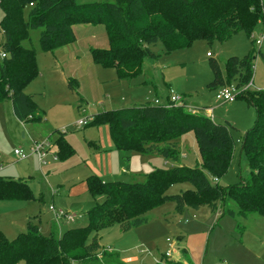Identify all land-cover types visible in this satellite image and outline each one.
<instances>
[{"label":"trees","instance_id":"trees-1","mask_svg":"<svg viewBox=\"0 0 264 264\" xmlns=\"http://www.w3.org/2000/svg\"><path fill=\"white\" fill-rule=\"evenodd\" d=\"M0 8V102L10 100L15 117L25 124L41 122L44 117L34 96L24 91L38 76L36 52L23 46L32 30L41 31L42 51L54 54L76 42L75 26H103L109 47L92 48L90 56L96 65L113 69L120 81H130L143 74L145 59L160 58L153 51L159 43L167 54L198 40L223 43L241 31L250 36L255 25L264 20V0H111L86 4L78 0H0ZM253 60L252 55L229 58L225 77L219 63L212 60L214 80L209 87L244 88L252 82ZM68 86L73 91L79 84L69 79ZM237 99L246 100L256 111L254 126L242 139L241 154L250 170L246 181L227 188L218 185L235 147L229 126L200 111H188L184 101L176 106L168 100L173 105L170 108L145 103L94 114L86 127L107 126L118 151L157 155L172 163L180 159L179 139L193 132L201 164L157 168L141 183L103 182L91 175L85 180L88 193L93 199H104L88 211L86 226L46 237L36 223L38 215L33 216L26 230L11 240L0 231V264H100L101 259L111 257L124 264L118 254L102 248L100 233L114 226L123 233L138 229L148 223V213L168 202L175 205L178 215L187 209L208 207L213 213L222 209L223 215L234 217L235 211L229 208L233 202L240 217L257 214L264 219V90L246 89ZM55 145L60 158L72 156L64 133H59ZM184 183L192 189L168 194L172 186ZM33 198L26 181L0 176V201ZM170 258L163 255L161 263L182 264Z\"/></svg>","mask_w":264,"mask_h":264},{"label":"rangeland","instance_id":"rangeland-1","mask_svg":"<svg viewBox=\"0 0 264 264\" xmlns=\"http://www.w3.org/2000/svg\"><path fill=\"white\" fill-rule=\"evenodd\" d=\"M107 1L111 0H78L80 4ZM2 17L0 8V20ZM96 27L104 29L103 26ZM95 31L99 34L96 38L85 36L80 43L96 42L98 49H107L108 41L103 43L101 40L104 32ZM263 32L264 20H261L250 36L241 31L223 43L198 40L169 54L159 43L153 48L161 55L158 60L145 59L142 75L120 81L113 69L102 68L85 58L76 60L71 53L53 56L43 52L39 43L41 31L32 30L30 39L23 42V46L35 50L38 76L24 91L34 96L44 117L41 122L21 123L9 100L0 102V176L7 173L22 178L24 173L27 174L23 178L28 180L34 198L24 203L30 206L31 214L38 215L36 223L41 235H61L88 224V211L104 199H93L88 191H80L88 176L100 175L106 180L104 182L141 183L147 173L157 168H194L201 164L193 132L179 139L180 159L178 163H172L157 155L118 151L105 125L78 129L76 123L90 119L93 112L152 104L155 98L163 105L171 97H179L191 107V112L212 110V120L227 124L235 143L230 166L218 180V185L227 188L246 181L250 170L245 155L241 154V146L243 135L254 126L256 111L244 99L227 104L216 101L217 89L209 87L214 80L210 62L217 61L225 77V63L229 58L252 55L254 74L248 89L263 91L264 41L261 47L255 44V39ZM69 79L78 82L77 90H70ZM245 88L237 89L234 94ZM60 132L64 133L73 151L67 159L59 157L55 145ZM46 139L50 140V149L42 162L36 155L23 161L14 155L15 147L31 154L33 144ZM35 158L38 162L32 164L31 160ZM104 173L113 174L105 176ZM189 189L192 187L188 183L177 184L168 194ZM50 206L55 212L49 211ZM229 208L235 211L234 217L223 215L222 209L213 213L208 207L187 209L183 215H178L175 205L168 202L148 213V223L138 229L123 233L119 226H114L102 231L100 244L104 250L118 254L121 261L128 260L125 264H162L161 258L167 252H170L171 260L183 264H264V219L257 214L240 217L233 202L229 203ZM60 212L75 216L74 222H67L62 217L57 219ZM17 220L8 211L4 215L0 213V222L4 223L10 240L16 236L10 225ZM20 228L25 230V227ZM179 237L181 241H178ZM117 263L114 257L100 260V264Z\"/></svg>","mask_w":264,"mask_h":264},{"label":"crops","instance_id":"crops-1","mask_svg":"<svg viewBox=\"0 0 264 264\" xmlns=\"http://www.w3.org/2000/svg\"><path fill=\"white\" fill-rule=\"evenodd\" d=\"M95 30H100L101 34H102V32H104L103 33L104 37L101 38V40L103 39V43H104V41H108V37H107V34L105 32V29H101V28L98 29L96 26H92V25L75 26L74 27V32H75V35H76V38H77L76 42L71 44V45H69V46H66V47H63V48L57 50L56 52H54L53 56H56V55L57 56H63L65 54L71 53L72 56L74 58H76V60H80L82 58H85V60L87 59L88 61L90 60L91 62H93L89 51L92 48H98L96 46L97 45L96 42H89V41H84L83 43H80V42H82V39L84 40L85 36H90V37L96 38V35H99V34L96 33ZM108 47H109V43H108ZM155 99H158V98H155ZM9 102L11 103L10 100H9ZM11 105H12V103H11ZM135 105H137V104H134V106ZM138 105H141V104H138ZM12 110H13V107H12ZM103 111H105V110H102L101 112H103ZM94 114H98V113L97 112H93L90 115L92 116ZM108 132H109V130H108ZM109 145L111 146V143H109ZM110 158H111V155H110ZM34 162H38L36 158L31 160L32 164H34ZM112 174L113 173H104L105 176H107V175L112 176ZM0 175H1V173H0ZM3 175L4 176H1V177L13 179V180H23V181H26L29 184L28 180H25L23 178V177H26V175H27L26 173L23 174L24 176H22V178H17L15 176L8 175L7 173L3 174ZM28 177H31V176H28ZM98 177H100L103 182L106 181V180H104V178H102V176L99 175ZM84 184H85V187H83V186L80 187L81 188L80 189L81 192L82 191H88L86 182H84ZM29 186H30V184H29ZM6 202H9V204L5 205V204H7ZM24 202H27V201H20V200L0 201V213H1V215H4L8 211V213H11L12 216H14L17 219H19V221L18 220L15 221V222L13 221L14 223H11V225H10L11 226V230L14 229L16 231V236L19 233L24 232L26 230L27 223H28L29 219L31 217L35 216V214H31L32 212L30 210L31 209L30 206L26 205L27 203H24ZM20 227H25V230H22V228H20ZM0 231L5 235V237H7V238L9 237L7 235L6 229L4 228V223H1V222H0ZM8 239H10V238H8ZM120 261H121V259H120ZM126 261H128V260H125V262ZM121 262H123L125 264L124 261H121ZM180 263H182V262H180Z\"/></svg>","mask_w":264,"mask_h":264},{"label":"built area","instance_id":"built-area-1","mask_svg":"<svg viewBox=\"0 0 264 264\" xmlns=\"http://www.w3.org/2000/svg\"><path fill=\"white\" fill-rule=\"evenodd\" d=\"M263 41H264V32L262 33V35L259 38L255 39V44L258 47H261ZM3 57H4V55H1V58H3ZM250 86H251V82L246 86L245 90L248 89ZM236 90H237V88H236L235 85H230V86H227V87L219 88L217 90V93H216V101H218L220 103H223V104L234 102L237 99V97L243 91H245V90H242V91L237 92L236 94H234V91H236ZM169 100L172 103H174V105H176V106L182 105V103H183V101H181L179 97H171ZM152 104L153 105H161V103L159 102L158 99H155L154 101H152ZM163 105L166 106L167 108H170V107L173 106L172 104H169V103H165ZM190 108H191L190 106L186 105V109L188 111L191 110ZM205 112H206L207 116H210V118L212 119L213 111L212 110H206ZM88 122H89L88 118L81 119L80 121H78L76 123V127L78 129H83V128H85L87 126ZM49 149H50V140L46 139L45 141H43L41 143H34L32 151H31V154H26L21 149L15 147L14 155L18 158L19 161L27 160L32 155H36L38 157V159L42 162L46 158ZM49 211L55 212V209L52 206H50L49 207ZM56 217H57V219L62 217L67 222H74V220H75V216L65 215L62 212H60L59 215H56ZM165 256L166 257H171L170 252H167L165 254Z\"/></svg>","mask_w":264,"mask_h":264}]
</instances>
